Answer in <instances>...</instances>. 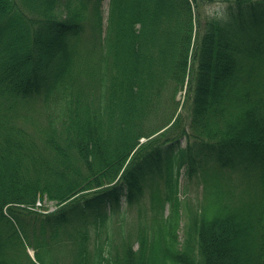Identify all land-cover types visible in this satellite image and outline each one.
<instances>
[{
    "label": "trees",
    "instance_id": "1",
    "mask_svg": "<svg viewBox=\"0 0 264 264\" xmlns=\"http://www.w3.org/2000/svg\"><path fill=\"white\" fill-rule=\"evenodd\" d=\"M100 2L0 0V264H22L15 246L27 235L23 215L31 213L11 206L5 214L6 205H32L39 194L65 201L114 182L139 139L158 130L148 124L161 116L164 97L175 102L185 82L190 0H111L116 34L103 51ZM224 2L229 19L208 21L196 43L192 125L196 136L211 140L202 143L204 152L224 168L261 169V191L234 201L220 189L212 211L188 216L183 249L177 219L163 239L151 244L140 234L139 249L124 244L122 254L107 243L89 253L84 233L75 264H264V0ZM65 9L70 13L61 18ZM85 36L89 55L101 58L91 72L100 77L96 87L67 77L72 41ZM43 93L58 115L41 114L30 132L22 109ZM163 115L168 122L172 113ZM157 140L137 151L115 185L81 194L42 224L84 223L91 211L115 205L124 187L131 199L146 177L170 168L172 147Z\"/></svg>",
    "mask_w": 264,
    "mask_h": 264
},
{
    "label": "rangeland",
    "instance_id": "2",
    "mask_svg": "<svg viewBox=\"0 0 264 264\" xmlns=\"http://www.w3.org/2000/svg\"><path fill=\"white\" fill-rule=\"evenodd\" d=\"M104 14L107 16L108 14V0H104L103 3ZM200 8L203 11L204 15L215 17L217 14H221L225 9L223 3L219 0H200ZM178 99L181 100V104L184 103V109L181 114H183V121L186 125L189 126V118L188 113L189 109L187 106L189 105L186 97V91H182L178 96ZM186 106V109H185ZM187 144L184 143L183 146ZM196 166V165H195ZM197 168V166H196ZM247 168L245 167H235L228 169L226 171L230 172L231 175L226 179V182L223 184V189H226V193L232 198L237 199L238 196L242 195L244 192L251 190V186L249 184L250 180L248 179L247 175L243 173ZM175 176L174 178L178 181L177 185V193L172 194L173 198H177L179 204V211H180V226H179V247L183 248L186 244L187 238H189L188 230H187V215H189L190 210L192 212L200 211L203 207H206L208 211L215 208L218 204V196L215 197V188H207L203 184V180L201 177V168L197 171V173H192L190 169V163L184 162L180 168L179 163L175 165L174 168ZM224 172V171H221ZM220 172V173H221ZM220 173H212L209 176L208 180L213 179L216 175ZM192 174V176H191ZM219 187L216 188V190ZM221 188V189H222ZM158 193H161L162 196H167L168 192L166 191V187L164 183H159V185H152L148 183L144 188V194L140 200V204L129 205L126 204V201H123V222L125 224V232L126 235L129 234V231H135L137 225H142L144 222H151L153 220L154 210H153V202L152 198H154ZM165 203V201H164ZM187 208H189V212L187 214ZM163 218H167L170 216L171 210L167 206L163 208ZM108 223L110 225H114L116 223H120L119 218L117 215H108ZM121 224V223H120ZM95 226H91L89 228V233L91 237V241L95 244L98 241V237L95 234L96 229ZM167 228V227H166ZM103 233L105 234V229H102ZM111 231V229H109ZM52 233V232H51ZM121 233V232H120ZM117 230L114 233V241L117 249H120V241H121V234ZM53 235V233H52ZM67 234H63V231L60 232L59 237H66ZM138 244H136V248ZM31 251V250H30ZM33 252V251H32ZM62 250L60 245L51 244L45 249H43L41 256L50 260L54 259H61L62 258ZM67 262V261H66Z\"/></svg>",
    "mask_w": 264,
    "mask_h": 264
}]
</instances>
